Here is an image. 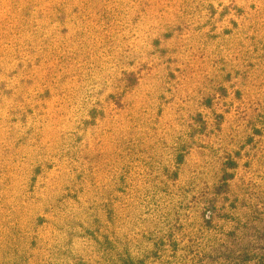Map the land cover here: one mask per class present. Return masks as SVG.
I'll return each mask as SVG.
<instances>
[{
    "label": "rangeland",
    "instance_id": "rangeland-1",
    "mask_svg": "<svg viewBox=\"0 0 264 264\" xmlns=\"http://www.w3.org/2000/svg\"><path fill=\"white\" fill-rule=\"evenodd\" d=\"M204 1L0 0V264H264V0Z\"/></svg>",
    "mask_w": 264,
    "mask_h": 264
},
{
    "label": "trees",
    "instance_id": "trees-1",
    "mask_svg": "<svg viewBox=\"0 0 264 264\" xmlns=\"http://www.w3.org/2000/svg\"><path fill=\"white\" fill-rule=\"evenodd\" d=\"M230 4L225 5L223 4V0H205L203 3L200 4V9H202V11H204L208 17V21H210L209 19H212L214 17H218V18H225L226 15L229 14L230 11L234 10L237 13H242L241 10L242 8L237 6V5H231L229 7ZM60 17H64L63 14H61L60 12ZM173 36V31L169 28L165 29L162 33H159L158 35H155L154 37L151 38L150 40V45L153 46H158L160 44V38L163 39L164 41L168 40L169 38H171ZM165 50H161V52L163 53ZM122 77L119 79L120 81H122L125 85V87L128 88H133L138 84V77L137 74L134 71H123L122 72ZM5 84L4 83H0V91H3V93H6L7 90H5ZM119 96H113L112 98L114 99V101H116V103H118V98ZM206 103L209 104L210 106V100L207 99ZM202 123V127H205V124H203V121L201 120ZM228 166H226L227 168H234L235 167V163L232 162L231 160L227 162ZM231 165V166H230ZM228 168V169H229ZM232 175L229 174L228 172H223V174L220 177V181L222 180L223 182L228 181L229 179H231ZM255 252L253 250H245V251H240L238 253V255L236 257H234L233 259V264H258V259L256 257H254ZM229 257V256H228ZM228 258H226L227 260ZM225 264V263H223Z\"/></svg>",
    "mask_w": 264,
    "mask_h": 264
}]
</instances>
